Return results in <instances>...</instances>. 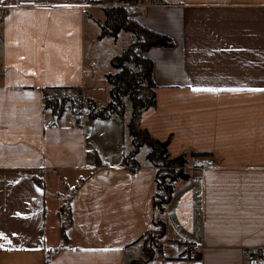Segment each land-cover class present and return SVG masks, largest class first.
<instances>
[{"label": "crops", "instance_id": "0c3cea01", "mask_svg": "<svg viewBox=\"0 0 264 264\" xmlns=\"http://www.w3.org/2000/svg\"><path fill=\"white\" fill-rule=\"evenodd\" d=\"M103 3L0 0V264H128L155 227L158 168L149 148L127 164L130 118L90 119L85 107L57 115L45 105L55 91L79 94L95 111L110 103L123 32L101 38ZM126 9L174 42L145 53L156 104L138 127L185 157L190 176L175 184L151 264H245L249 249H264V0H143ZM99 52L111 71L98 82L90 68ZM209 159L215 166L203 168ZM190 244L202 247L199 259Z\"/></svg>", "mask_w": 264, "mask_h": 264}, {"label": "trees", "instance_id": "16d2710c", "mask_svg": "<svg viewBox=\"0 0 264 264\" xmlns=\"http://www.w3.org/2000/svg\"><path fill=\"white\" fill-rule=\"evenodd\" d=\"M109 2V5L118 3L111 7H105V26L107 25L110 31H106L103 26L101 38L111 36L116 38L122 32H130L137 36V41L130 44L127 49L119 56L112 59L111 65L114 70L119 71L117 74H109L107 81L111 85L110 98L111 101L108 105L102 108L99 113L95 114V103L87 100L92 107L93 114L90 119H107L114 115L124 117L126 114V105L124 97L129 96L132 103V114L129 123L127 124V133L133 137V151L126 155V162L128 165H137L135 156L143 146H148L150 152L147 159L154 166L158 167L160 163L166 170L177 169L178 172L175 176L170 178L173 170L168 175H161L158 171L156 174V188L157 192L154 196V207L164 214L166 205L171 201L175 184L178 181H187L190 176L184 171L186 160L183 156L172 158L168 152V143L161 142L154 139L147 131L138 127V121L142 112L156 104L155 88L153 82V63L145 57V53L152 48H171L174 47V42L169 37L150 31L142 27L138 22L130 18V15L125 6L133 5L142 2L143 0H103ZM104 4V3H103ZM133 65L134 68H131ZM52 96V95H51ZM50 97L46 92L45 105L54 111L55 114H62L67 108L68 100H59ZM78 102H83L82 96L78 94ZM170 168V169H169ZM159 191H163L160 197ZM156 221L154 225H156ZM158 224V223H157ZM161 231L158 233L157 243L152 248L143 249V258L132 259L128 264H151L154 257L160 253L162 249L161 240L167 233V227L164 221L159 222ZM69 222L64 220L62 225V236L67 240V228ZM147 232L138 243L148 236ZM160 241V243H159Z\"/></svg>", "mask_w": 264, "mask_h": 264}, {"label": "rangeland", "instance_id": "374dc122", "mask_svg": "<svg viewBox=\"0 0 264 264\" xmlns=\"http://www.w3.org/2000/svg\"><path fill=\"white\" fill-rule=\"evenodd\" d=\"M110 3L108 2H105L104 1V4L103 6L104 7H111L113 5H117L118 3H114L113 5H109ZM118 6V5H117ZM3 13H5V8H3L2 6H0V22H4L5 20V16H3ZM89 19L87 20V27H88V24H89ZM105 24V22H104ZM104 29L107 31H110L108 26L104 25ZM123 32V33H122ZM120 33V38L118 39L117 41V46L116 48H111L113 50V52H117L115 54H118L120 55L121 53H123L127 47L136 42L137 41V36L133 33H130V32H125V31H122ZM118 34V35H119ZM118 35L116 38H118ZM112 41V43H114V40H110ZM91 38H89V35H87L86 37V45H87V51L90 55H94L95 52L93 51V46H91ZM104 51H106V53L108 54V49L106 48H103ZM115 50V51H114ZM123 50V51H122ZM107 54L106 56H104V54L100 55V52L98 53V57L96 58V60H92L91 62L94 64V67L93 68H90L92 69V71H96V76L98 78V82L100 81V76H103V73L108 70L109 72L111 71V67H109V62H108V59L106 58L107 57ZM90 63V62H89ZM131 68H134L133 65H130ZM134 71H136V69L134 68L133 69ZM119 71L117 70H114L113 71V74H117ZM77 94L73 93V92H67V91H55L54 93H52V96L50 97H53V98H56V99H59V100H68L67 101V107L68 108H75L77 112H80V111H83L84 110V107H85V110L86 111V114L88 115H91L93 113L92 112V107L89 105V103L86 101L85 103L84 102H78V96H76ZM52 98V99H53ZM99 99L103 100V97H99ZM102 102V101H100ZM124 103L126 105V116L127 118H131V114H132V103L130 101V98L129 96H126L124 97ZM99 107H102L104 106V103H98ZM100 111V110H99ZM99 111H95V114L99 113ZM130 116V117H129ZM129 123V122H128ZM128 139H130L131 141L133 140V137H131L129 134H128ZM149 147L148 146H143L141 147V149L139 150V153L141 152V157H145V151L148 149ZM151 150V149H150ZM148 151V150H147ZM136 157V156H135ZM136 159V158H135ZM157 168H158V171L161 173V175H168V173H170L172 170L174 171L170 178L167 179V181L169 182L171 177L175 176L178 172L177 169H170L171 171H168L166 170V168H164L160 163L157 164ZM215 166V164H214ZM213 167V166H212ZM184 171L186 172V170L184 169ZM163 191H159V195L160 197L163 195ZM53 199V195L50 194V197H49V200ZM63 200V199H62ZM158 211V216L156 218V225L154 227V229L152 230V232H150V236H148L146 239L140 241L136 246H135V252L134 254L131 256V258L129 259L128 263L132 260V259H138V258H143V249H147V248H152L155 246V244L157 243V237H158V233L161 231V226L159 225V222H162L163 221V213H161L159 210ZM61 215H65V218L63 217V220L65 221H68L69 220V217H68V209L65 208V209H62L61 210V213H60V216ZM167 235V233H166ZM165 235V236H166ZM160 243V241H159ZM202 250L201 249V252L198 256V258H194V259H199L201 254H202Z\"/></svg>", "mask_w": 264, "mask_h": 264}, {"label": "built area", "instance_id": "2783aa9c", "mask_svg": "<svg viewBox=\"0 0 264 264\" xmlns=\"http://www.w3.org/2000/svg\"><path fill=\"white\" fill-rule=\"evenodd\" d=\"M128 6V5H127ZM127 6H125L127 8ZM138 7V6H135ZM214 166V161L209 159L206 160L202 167H212ZM202 247L198 244H190L187 253L190 258H198ZM245 264H264V249L262 248H253L248 250V260Z\"/></svg>", "mask_w": 264, "mask_h": 264}, {"label": "snow or ice", "instance_id": "6c2138e0", "mask_svg": "<svg viewBox=\"0 0 264 264\" xmlns=\"http://www.w3.org/2000/svg\"><path fill=\"white\" fill-rule=\"evenodd\" d=\"M194 91H199V89H194ZM209 91H215L214 89H209ZM235 91V90H233Z\"/></svg>", "mask_w": 264, "mask_h": 264}]
</instances>
